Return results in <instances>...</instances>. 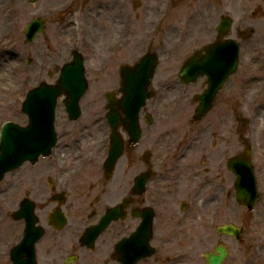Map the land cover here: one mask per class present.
I'll list each match as a JSON object with an SVG mask.
<instances>
[{
  "label": "flooded vegetation",
  "instance_id": "flooded-vegetation-1",
  "mask_svg": "<svg viewBox=\"0 0 264 264\" xmlns=\"http://www.w3.org/2000/svg\"><path fill=\"white\" fill-rule=\"evenodd\" d=\"M94 1L49 0L46 24L50 21L70 27V34L75 35L59 64L58 74L80 53L89 86L81 100L78 118L67 110L66 97H62L55 122L56 146L49 157L41 158L36 164L27 163L28 171L35 170V174L27 177L25 194L13 207V218L11 213L8 215L13 227V243L9 247V257L13 248V264L18 263V248H27L28 251L23 250L27 255L22 256L27 264L31 262L30 248H34L36 264H122L119 258H130L131 246H125L122 254L117 251L118 244L123 239L129 240L139 227L147 230L149 218L152 244L158 254L162 236L185 233L192 203L203 195H212L219 203L225 200L226 187L234 183L224 154L215 159L207 148H196L208 125L198 124L195 131L185 128L191 120L183 116V111L188 104L195 105L196 109L195 97L205 89L206 78L189 82V77L181 75L188 57L179 60L166 47L161 53L157 52L158 64L149 82V69L131 80L130 74L134 71L127 67L141 57L130 64L128 58H120L117 53L123 48L129 29L125 13L120 11L124 10V5L118 1L115 4L97 2L93 8ZM118 7L119 13L113 21L111 12ZM77 12L85 14L84 22L74 18L67 21V16L72 17ZM93 12L101 19L106 16L105 25L98 26L96 23L100 20L90 24ZM112 21L115 29L110 37L107 30ZM86 23L90 33L83 32ZM167 45L175 46L174 42ZM249 63L251 70L258 60L251 57ZM242 73L237 71L230 77L223 91L231 83L228 91L236 90L237 86L254 88L263 82L253 79L251 73L245 76ZM130 87L154 94L139 111L137 141H134V128L128 124L126 112L120 105L123 91ZM194 91L196 94H192ZM89 92L91 109L82 105ZM226 102L231 103L229 97ZM114 135L123 141L124 150L109 175L105 162ZM23 166L13 171V186L8 187L13 188V193L25 183L23 176H17ZM26 199L34 205L36 223L33 230L28 231V243L20 246L30 220L17 219L16 214ZM119 205V219H113L92 245L85 243L83 237L89 228L97 229L108 211ZM174 220L178 221L179 230H173ZM158 224H164L165 229L160 231Z\"/></svg>",
  "mask_w": 264,
  "mask_h": 264
},
{
  "label": "rangeland",
  "instance_id": "rangeland-1",
  "mask_svg": "<svg viewBox=\"0 0 264 264\" xmlns=\"http://www.w3.org/2000/svg\"><path fill=\"white\" fill-rule=\"evenodd\" d=\"M116 1L124 5V10L120 11L125 13L129 26L123 48L117 53L120 58H128V63L132 64L148 49L161 53L166 47L183 60L196 49L214 41L221 18L230 16L234 22L229 36L243 46L242 56L246 66L241 69L242 75H264V69L260 67L249 70L253 54L260 53L258 58L264 60V0H95L92 7L95 8L97 2L115 4ZM163 2L170 5L164 8ZM0 5V71L6 74H0L1 132L6 121L27 124L22 104L28 91L43 81L55 82L58 77L56 69L65 58L75 35L72 37L70 34V27L49 21L44 33L39 34L33 43H28L25 28L35 17L47 18L49 0H38L36 3L0 0ZM159 11L166 12L167 17L160 20L162 23L154 21ZM118 13L119 7L111 12L113 21H116ZM84 16V13L77 12L72 17L67 16V21L74 18L84 22ZM105 18L96 17L93 12L90 24L100 20L96 24L101 27L105 25ZM113 21L110 26L107 24L110 37L115 29ZM154 24L159 27L153 28ZM84 27L83 32L87 30L90 33L87 23ZM249 27L253 31H247ZM169 42H174L175 46L167 45ZM49 71H55V75L49 77ZM230 87L232 83L219 94L211 113L197 123L195 105L188 104L183 116L191 121L185 128L195 131L199 125H208L196 148H207L209 155H214L215 159L224 154L227 160L244 152L246 144H250L261 192L259 202L253 212L244 206L239 207L235 203L233 185L226 187L225 200L219 203L212 199V195H203L191 205L193 210L188 214L185 233L161 237L159 253L151 260L153 264L155 261L156 264H203L202 255L213 250L220 240L230 251L225 264H264V90H247L244 86H237L236 90L228 91ZM192 94H196L195 91ZM91 95L89 92L83 100V107L91 109L88 105ZM226 97L231 103L226 102ZM60 106L61 102L58 109ZM84 116L87 117V112ZM29 167L26 163L18 171L17 176H23L25 183L14 193L13 188H8L13 186V172L0 183V264H11L9 247L13 243V227L8 215L25 194L27 177L35 174V170L28 171ZM172 222L173 230H179L178 221ZM232 222L243 228L240 241L231 236H220L216 231L217 226ZM158 227L160 231L165 229L164 224H158ZM166 240L169 241L167 244Z\"/></svg>",
  "mask_w": 264,
  "mask_h": 264
},
{
  "label": "water",
  "instance_id": "water-1",
  "mask_svg": "<svg viewBox=\"0 0 264 264\" xmlns=\"http://www.w3.org/2000/svg\"><path fill=\"white\" fill-rule=\"evenodd\" d=\"M35 1V0H30ZM231 26V20L225 18L222 22V27L219 29L220 33H226ZM42 30V23L39 20L32 22L26 31L28 39L33 40L38 31ZM208 56L204 61L196 64V68L202 69L203 73H208L210 76V87L205 93L200 96L201 103L197 109V117L200 118L209 112L216 93L221 88L224 80L235 70V64L238 58L239 46L233 42L227 43L219 47L210 45L207 48ZM225 53V61L231 67L225 74L220 73V66L218 62L224 57L220 55ZM207 57L209 58L206 61ZM206 61V62H205ZM193 67V68H195ZM206 71V72H205ZM66 83L59 81L57 85L48 87L47 84L42 83L40 87L32 90L23 104V111L30 117V124L27 127H22L13 122H6L3 125L1 132L0 142V181L4 178L8 171L21 165L27 160L36 161L40 154L47 155L56 141L54 132V118L55 106L57 97L61 94L62 90L66 91ZM74 89L68 90L67 93L73 94V105L77 107L80 97L85 92V85L83 75L81 74L79 80L73 83ZM134 95H130L132 99ZM138 100V99H137ZM141 102V95L139 96ZM132 101V100H131ZM139 103L137 104V106ZM136 115V113H135ZM121 147L113 149V154L109 160V166H113L115 160L121 155ZM229 167L238 176L236 186L238 195L241 201H246L251 207L253 201L257 198L256 179L253 173L251 161L248 158H242L241 161L233 159L229 162ZM112 168V167H111ZM220 233H229L235 235L237 238L241 235V230L233 225H226L219 228ZM26 243V242H25ZM216 251L220 254H209L207 258L208 264H222L227 255L226 247L219 245ZM13 255V253H12ZM18 264H27L18 259ZM30 261L32 257L30 256Z\"/></svg>",
  "mask_w": 264,
  "mask_h": 264
},
{
  "label": "bare ground",
  "instance_id": "bare-ground-1",
  "mask_svg": "<svg viewBox=\"0 0 264 264\" xmlns=\"http://www.w3.org/2000/svg\"><path fill=\"white\" fill-rule=\"evenodd\" d=\"M0 7H1V5H0ZM0 74L6 76V74L4 73V71H0Z\"/></svg>",
  "mask_w": 264,
  "mask_h": 264
}]
</instances>
